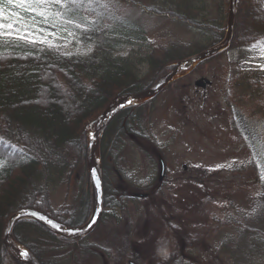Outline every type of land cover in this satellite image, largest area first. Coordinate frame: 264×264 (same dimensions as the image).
<instances>
[{"label":"rangeland","instance_id":"1","mask_svg":"<svg viewBox=\"0 0 264 264\" xmlns=\"http://www.w3.org/2000/svg\"><path fill=\"white\" fill-rule=\"evenodd\" d=\"M174 1L196 6L195 13L208 20L223 17L228 28L230 0ZM254 1L264 6V0ZM68 4L71 0H64L63 6H50L47 12L51 15L45 19L38 15L39 10L33 13L0 0L5 23L35 32V38L42 41L36 44L56 48L66 56H86L94 51L91 25L99 9L142 31L143 38L132 39L125 46L124 57H146L175 44L182 46L180 52L188 55L186 60L225 39L211 45L193 28L135 6L154 7L153 0H78L73 14L65 10ZM133 32L129 31V37L137 35ZM232 43L227 51L201 64L153 101L126 110L136 111L137 120H128V115L123 121L125 126L132 124L135 133L122 132L123 143L117 144L115 131L119 129L110 135L108 159L112 164L103 172L105 198L106 192H113L114 198L127 195L139 203L131 201L127 210L117 211L118 218L103 219L86 240L85 246L91 248L80 251L75 241H51L36 228L16 229L33 246L40 262L157 264V257L165 259L178 251L180 264H257L251 257L250 234L243 238L221 225L232 215L244 226L264 231V210L255 201L258 181H264V38L247 45ZM149 74V67L142 65L140 75L146 78ZM246 82L261 85L260 98L242 93L237 84ZM161 160L165 163L163 175ZM87 182V165H83L69 183L51 191L52 206L61 212L64 223L80 226L90 219L93 191ZM229 234L233 243L231 250L225 251L223 244Z\"/></svg>","mask_w":264,"mask_h":264},{"label":"trees","instance_id":"2","mask_svg":"<svg viewBox=\"0 0 264 264\" xmlns=\"http://www.w3.org/2000/svg\"><path fill=\"white\" fill-rule=\"evenodd\" d=\"M153 4L154 7L146 9L142 4L135 6L156 17L193 28L207 37L211 45L226 37L223 17L208 20L195 13L196 6L178 4L174 0H153ZM65 10L71 14L76 12L73 4H68ZM95 14L96 20L91 25L94 29L91 42L95 48L86 56H66L56 48L40 44L0 40V264L16 261L4 246L3 236L8 221L17 212L36 209L64 222L61 212L52 206L51 191L65 181L69 183L75 173L86 166L85 128L89 123L97 119L116 97L145 91L172 71L176 62L188 57L181 54L182 46L175 44L161 51L154 50L146 57H124L121 53L125 46L131 44L132 39L143 38L142 31L127 20L109 17L104 10L99 9ZM65 16L74 19L69 14ZM129 31L137 35L129 37ZM261 38H264V6L254 0L239 3L233 43L247 45ZM144 64L150 73L146 78L140 75V67ZM237 86L252 99L260 98L263 93L259 84L256 87L246 82ZM135 112L129 110L119 114L104 135L101 146L104 173L112 164L108 159L112 131L119 129L115 131L116 144L123 143V133L133 135V125L125 126L123 121L128 115V120L131 117L137 120ZM116 150L118 152L119 148ZM122 177L136 185L134 179L124 174ZM258 183L260 191L255 201L257 207L264 210V181ZM87 184L90 186V182ZM112 193L106 192L107 210L103 219L118 218L117 211L127 210L131 201L139 203L127 195L114 198ZM91 200L89 196V210ZM20 226L36 228L51 241L68 243L35 221H22L16 226L14 236L35 256L37 252L33 246L16 233ZM221 226L240 237L250 234L253 239L251 257L257 264H264V231L250 229L232 215ZM230 236L224 241L225 251L231 250ZM156 259L157 264H180L181 256L177 251L168 258L160 256Z\"/></svg>","mask_w":264,"mask_h":264},{"label":"water","instance_id":"3","mask_svg":"<svg viewBox=\"0 0 264 264\" xmlns=\"http://www.w3.org/2000/svg\"><path fill=\"white\" fill-rule=\"evenodd\" d=\"M239 0H230L227 35L225 39L208 50L174 64V69L145 91L116 97L106 110L85 128L87 140L86 165L93 191V212L89 221L80 226H70L36 210L23 209L14 214L7 223L3 243L14 259L21 264H41L35 255L14 237L15 227L22 221H35L52 234L69 241H81L92 235L105 213L104 176L101 146L104 135L113 120L122 112L156 99L172 84L192 74L201 64L229 49L234 38ZM162 175L165 173V163ZM41 217H44L43 219ZM51 221V223H49ZM94 221V222H93ZM53 224L57 227H53Z\"/></svg>","mask_w":264,"mask_h":264},{"label":"snow or ice","instance_id":"4","mask_svg":"<svg viewBox=\"0 0 264 264\" xmlns=\"http://www.w3.org/2000/svg\"><path fill=\"white\" fill-rule=\"evenodd\" d=\"M6 2L7 4H16L18 7L26 8L27 10L33 13H36L37 10H39L38 15L41 17H45V19L47 18V15H51V13L47 12V9L50 6L64 5V0H6ZM71 3L77 4L78 0H71ZM4 15V8L0 7V40H19L29 44H36L42 42L35 38V32H29L26 30L22 31L17 26V24H14L12 22L5 23ZM57 15L59 14L57 13ZM28 27L29 26L25 23V29H27ZM39 31L43 32L44 29H40ZM41 218L43 219L44 217ZM49 223H51V221H49ZM53 227H57V225L53 224Z\"/></svg>","mask_w":264,"mask_h":264},{"label":"flooded vegetation","instance_id":"5","mask_svg":"<svg viewBox=\"0 0 264 264\" xmlns=\"http://www.w3.org/2000/svg\"><path fill=\"white\" fill-rule=\"evenodd\" d=\"M82 224V223H81ZM71 226V225H70ZM90 237V236H89ZM89 237H87L86 239H84V240H82V241H77V242H75V244H76V246L79 248V249H81L80 251H84V250H86L87 248H91V247H87V246H85V245H87V243H86V240L89 238ZM83 248V249H82Z\"/></svg>","mask_w":264,"mask_h":264}]
</instances>
